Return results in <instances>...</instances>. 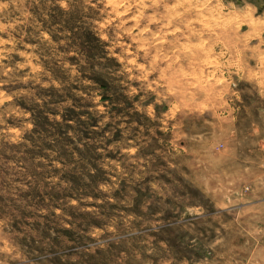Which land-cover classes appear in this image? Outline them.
I'll list each match as a JSON object with an SVG mask.
<instances>
[{
    "label": "rangeland",
    "instance_id": "obj_1",
    "mask_svg": "<svg viewBox=\"0 0 264 264\" xmlns=\"http://www.w3.org/2000/svg\"><path fill=\"white\" fill-rule=\"evenodd\" d=\"M262 177L264 0H0V264H262Z\"/></svg>",
    "mask_w": 264,
    "mask_h": 264
},
{
    "label": "crops",
    "instance_id": "obj_2",
    "mask_svg": "<svg viewBox=\"0 0 264 264\" xmlns=\"http://www.w3.org/2000/svg\"><path fill=\"white\" fill-rule=\"evenodd\" d=\"M262 184H263V188L261 187V190L264 191V177H262ZM260 214H261V216H260L261 217V224H262V227L264 228V204L261 208ZM261 250H262V255H261L262 264H264V243L261 245Z\"/></svg>",
    "mask_w": 264,
    "mask_h": 264
},
{
    "label": "bare ground",
    "instance_id": "obj_3",
    "mask_svg": "<svg viewBox=\"0 0 264 264\" xmlns=\"http://www.w3.org/2000/svg\"><path fill=\"white\" fill-rule=\"evenodd\" d=\"M114 7H116V6H114ZM188 7H189V6H188ZM175 11H176V10H175ZM182 12H183V11H182ZM167 13H168V12H167ZM168 14H169V13H168ZM181 14H182V13L179 12V15H181ZM165 15H166V14H165ZM169 16H170V15H169ZM171 16H172V15H171ZM174 16H175V15H174ZM167 17H168V16L166 15V16H165V18H166V20H167L166 23H167V25H170V24L172 23V20L169 19V18H171V17H168V18H167ZM178 17H179V16H178ZM199 20H200V19H199ZM202 23H203V22H202ZM218 29H219V28H218ZM180 33H181V32H180ZM191 35L193 36V32H191ZM189 37H190V36H189Z\"/></svg>",
    "mask_w": 264,
    "mask_h": 264
}]
</instances>
